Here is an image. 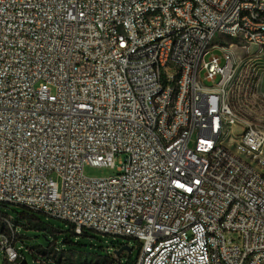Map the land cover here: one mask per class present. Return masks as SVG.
<instances>
[{"label":"built area","instance_id":"obj_1","mask_svg":"<svg viewBox=\"0 0 264 264\" xmlns=\"http://www.w3.org/2000/svg\"><path fill=\"white\" fill-rule=\"evenodd\" d=\"M217 34L264 41V0H0V204L54 207L77 235L138 233L135 264H264L263 122L229 112L243 62L223 65ZM17 234L0 235L13 262Z\"/></svg>","mask_w":264,"mask_h":264},{"label":"rangeland","instance_id":"obj_2","mask_svg":"<svg viewBox=\"0 0 264 264\" xmlns=\"http://www.w3.org/2000/svg\"><path fill=\"white\" fill-rule=\"evenodd\" d=\"M217 34L214 43L221 38ZM228 41V40H227ZM239 47L243 63L248 64L244 70L240 67L242 84H237L232 93V106L243 118L259 120L264 123V45L248 44L240 39L231 40ZM215 55H222V50L217 48ZM211 54H209L210 56ZM206 57V59L209 58ZM223 65L225 60L222 61ZM250 70L251 77L246 75ZM255 70V71H254ZM168 73H176L177 67H166ZM205 69L201 76L205 77ZM220 76L215 80L217 83ZM252 82V86H251ZM205 85L212 86L214 82L205 80ZM252 89V90H251ZM121 156H117L115 165L119 166ZM117 167L85 166L84 173L88 177H104L117 173ZM54 180L62 186V179L56 173L52 174ZM0 211L14 218V223L19 226V234L11 238L22 254L21 258L11 261L3 250H0V264H135L139 256L140 242L133 238L114 237L96 231H90L89 236L76 237L72 226L60 219L50 217L43 213L27 210L21 205L0 204ZM8 227L0 222V231ZM227 240L242 245L243 240L238 232L226 235ZM69 239L71 247L64 244ZM73 240V241H72ZM129 245L131 251H124L121 255L115 253V248Z\"/></svg>","mask_w":264,"mask_h":264},{"label":"bare ground","instance_id":"obj_3","mask_svg":"<svg viewBox=\"0 0 264 264\" xmlns=\"http://www.w3.org/2000/svg\"><path fill=\"white\" fill-rule=\"evenodd\" d=\"M230 13H244V15H252V6L251 5H230ZM234 28H242V20L234 21ZM215 38L210 39V46L213 47V50L220 48L222 50V55H219L221 60H225L226 64H235L242 63L244 60L241 56V52L238 49L239 47L233 41L220 39L217 43H214ZM258 45H264V41H258ZM248 67V64L243 63V69ZM255 71V70H254ZM251 77L250 70L248 74ZM242 74L239 70L228 72V80H236L237 84H242L245 82L241 80ZM238 77V78H237ZM236 85L232 86L231 95L228 98L229 112H237L232 106V93ZM252 86V82H251ZM252 90V89H251ZM171 101H178V94H171ZM208 114L217 115L219 114V107H208ZM238 115H240L238 113ZM177 117V106L169 105V112H167V119H175ZM241 121L252 122L248 118H243L241 116ZM259 121V120H257ZM254 129H259V133L264 137V123L254 122ZM259 152H264V138H261V143L259 145ZM195 156L196 157H205V149L203 147H195ZM253 169H262V162H253ZM22 206L27 209H34V202H22ZM34 211V210H31ZM39 211L43 214H54V207L46 206V204H39ZM6 217V225L8 230L0 231V235H11V228L19 229L13 221L14 218L9 214H4ZM58 219L70 224L72 223V216H58ZM4 224V222H2ZM131 238L138 240V233H131ZM160 242H170V235H160Z\"/></svg>","mask_w":264,"mask_h":264},{"label":"trees","instance_id":"obj_4","mask_svg":"<svg viewBox=\"0 0 264 264\" xmlns=\"http://www.w3.org/2000/svg\"><path fill=\"white\" fill-rule=\"evenodd\" d=\"M24 208H25V207H24ZM26 209H27V208H26ZM27 210H29V209H27ZM30 211H31V210H30ZM37 213H38V212H37ZM72 231H73L74 236H76L77 238H78V237H83V236H89V232H90V231H83L82 234L77 235V234H75L73 227H72ZM72 241H73V240H72ZM68 242H70L68 238L64 240V244H65V245H66V244L68 245V244H69ZM70 243L74 244L73 242H70ZM68 246L71 247V244H69ZM104 264H109V261L106 262V263H104Z\"/></svg>","mask_w":264,"mask_h":264},{"label":"water","instance_id":"obj_5","mask_svg":"<svg viewBox=\"0 0 264 264\" xmlns=\"http://www.w3.org/2000/svg\"><path fill=\"white\" fill-rule=\"evenodd\" d=\"M131 247L129 245L121 246L120 248H115V253L117 255H121L124 251H131ZM21 264H27L26 260H23Z\"/></svg>","mask_w":264,"mask_h":264}]
</instances>
